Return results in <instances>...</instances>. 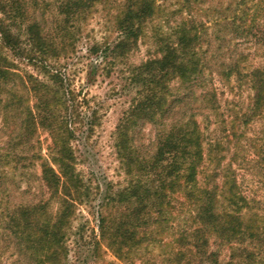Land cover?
Segmentation results:
<instances>
[{
    "label": "trees",
    "instance_id": "1",
    "mask_svg": "<svg viewBox=\"0 0 264 264\" xmlns=\"http://www.w3.org/2000/svg\"><path fill=\"white\" fill-rule=\"evenodd\" d=\"M97 1L0 0V103L5 110L22 112L25 130L41 127L48 132L52 163L42 161L41 176L50 195L61 204L55 219L45 215L40 220L41 206L37 205L26 206L19 215L11 216L19 244L27 241L33 246L38 264H64V241L74 202L85 196L82 180L74 172L70 139L78 121L84 122L82 107L89 105L81 91L72 86L66 66L74 51L76 22ZM191 1L177 0V7L171 10L168 0H122L113 44L105 41L90 46L91 54L100 52L99 67L112 64L137 45L149 23L160 22L154 24L152 32L156 54L129 68L134 95L119 119L115 137L116 154L127 182L106 200L115 201V217L100 210V236L122 256L125 250L155 241L152 234H163L170 228V233L177 235L169 240L178 245L175 260L188 253L216 264H264V218L250 210L229 165L220 168L223 156L212 150L219 142L207 140L195 110L186 115L192 110L188 105L196 100L197 89H201L197 99L206 101V108L212 112L218 109L217 93L206 88L204 77L205 59L200 47L205 22ZM51 6L56 15L49 29L36 18L35 11L40 9L44 15ZM175 15L179 19L170 25L169 18ZM230 18L234 20L236 15ZM3 48L12 59L3 54ZM19 63L39 74L22 73L17 68ZM239 65L240 61L234 63L226 75L239 73ZM245 76L253 91L251 112L255 116L264 111V67L255 66ZM18 81L34 99L23 108L16 89ZM95 114L91 108L85 115L90 128ZM145 122L158 128L150 153L141 152L134 141L136 130ZM206 142L211 152L205 153ZM177 205L185 206L189 213L181 226L168 222L170 209ZM211 236L220 248H227V261H218L220 251L208 252Z\"/></svg>",
    "mask_w": 264,
    "mask_h": 264
},
{
    "label": "rangeland",
    "instance_id": "2",
    "mask_svg": "<svg viewBox=\"0 0 264 264\" xmlns=\"http://www.w3.org/2000/svg\"><path fill=\"white\" fill-rule=\"evenodd\" d=\"M175 1L168 0L169 9L177 7ZM191 2L199 19L205 22L200 47L205 59L204 77L208 82L206 88H214L217 93L218 109L212 112L206 108L207 102L197 99L201 90L197 89L196 100L188 105L192 110L187 111L186 115L195 110L193 113H196L197 120L204 128L207 140L211 143L216 140L219 142L217 148L212 150L223 156L220 168L223 170L229 165L238 188L248 200L250 210L264 218V111L253 116V91L245 76V72L255 66L264 67V0ZM121 5L122 0H98L75 25L74 51L68 59L67 73L72 86L80 90L81 96L88 100L89 106H83V112L88 116L89 110L94 109L96 119L90 128L83 114L84 122L78 121V129L70 139L75 157L74 172L82 180L85 196L74 202V211L65 235L66 253L63 263L216 264L210 260H201L198 255L190 257L188 253L175 260L174 252L178 245L169 240L177 235L170 233V228L163 234H152L157 238L155 241L125 250L122 256L116 255L100 236L99 212L111 213L115 217V201L106 200L111 192L123 188L127 182L116 154L115 137L119 119L134 95L135 89L128 77L129 68L156 54L152 32L154 24L157 26L160 23L158 20L149 23L146 33L122 60H110L112 64L99 67L100 52L91 54L90 46L105 41L113 44L117 38L115 20ZM51 7L44 15L40 9L35 11L36 18L49 29L55 22V10ZM221 15L229 16V19L224 20L220 18ZM233 15H236L234 20L230 18ZM178 19L177 15L170 17L169 24L174 25ZM2 52L9 60L13 58L7 48H3ZM238 61L240 72L227 76L226 72ZM17 68L22 73L39 74L23 63H19ZM39 77L43 78L41 73ZM16 89L22 96V108L34 102L20 81ZM3 106L1 102L0 264H38L33 246L27 241L19 244L17 228L13 227L10 219L29 205L41 206L39 211L42 216L38 212L40 220L45 215L55 219L61 204L57 197L50 195L41 176L42 161L51 162L48 149L51 139L41 127L25 130L22 112L5 110ZM157 129V126L145 122L136 130L134 141L141 152L153 151ZM207 142L204 143L205 153L211 152ZM221 178H218V182H221ZM169 216L170 225L181 226L187 222L189 213L185 206L177 205L175 209H170ZM216 242L213 236L209 237L208 252L220 251L218 261H227V248H220Z\"/></svg>",
    "mask_w": 264,
    "mask_h": 264
}]
</instances>
